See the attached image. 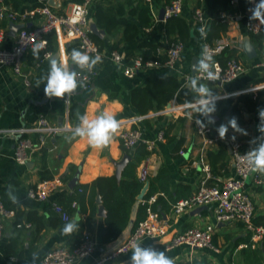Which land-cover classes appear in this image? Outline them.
Here are the masks:
<instances>
[{
  "label": "crops",
  "instance_id": "1",
  "mask_svg": "<svg viewBox=\"0 0 264 264\" xmlns=\"http://www.w3.org/2000/svg\"><path fill=\"white\" fill-rule=\"evenodd\" d=\"M19 1L25 6H34L44 0ZM45 1L59 13L68 12L72 5V3L64 4L63 0ZM240 1H232L233 11L227 12L230 16L226 19L228 30L220 39L229 41L227 56H233L228 59L240 60L245 66V72L231 83L223 85L206 83L205 86L210 89V97L200 93L201 99L195 103L179 104L175 99L172 100L165 109L169 110L175 107L176 109L173 111L159 113L150 111L143 116L132 105L131 92L135 87L145 84L146 77L151 71L156 70L180 78L183 74H192L195 68L198 69L205 43V31L202 24L195 22L193 9L196 6L203 9L207 19L205 25L207 30L217 16L212 8L213 0H183L181 15L191 27V38L185 43L177 65L172 68L162 66L158 69L139 71L133 76L126 75L124 73L125 63L117 64L111 57L112 43L115 39L108 40L105 30L99 29L95 24L94 3L91 5L88 27L91 33L97 34L105 40V47L102 49L105 57L89 88L84 89L78 85L77 89L73 90L71 94L66 93L63 98L48 97L45 94L44 87L47 84L52 59L60 62L63 57L67 56L69 71L76 72L77 64L71 62L68 48L77 43L67 38L61 29L51 35L53 49H49L52 51L51 57L39 60V54L34 56L33 49L26 53L23 75L15 74L10 66L0 65V193L9 208L16 212L14 219L5 221L0 264H40L41 259L49 251L59 247L72 248L77 245L86 232L93 236L95 252L74 264H93L96 258L114 251L128 239L134 230L132 223L117 239L108 243L103 242L102 230L107 210L99 193L95 197L96 212L90 223L87 222L91 213L88 197L85 202L86 212H81L78 209L72 213L70 221L77 215L80 220L77 221V230L71 234L63 232L64 225L70 221L62 220L52 206L54 202H60L59 198L62 195L72 192V188L75 186L72 183L73 179H76V185H86L101 176H121L124 169L122 160L127 154L123 150L119 137L123 130L139 129L144 138L154 140L161 129L170 128V136H176V139L169 142L166 138V141L158 142L155 152L151 153L138 166L137 176L142 165L149 167L150 177L158 173L161 165H166L170 173L169 189L174 196L178 197L177 200L192 195L199 187L203 171L192 165V162L194 160L204 161L210 165L207 152L217 150L220 145H224L207 147L198 134L195 119L201 112L198 109L202 108L200 103L202 99H208L209 102L221 100L224 103L219 112L206 114V121L212 124L215 132H218L221 124H228L227 115L232 107L237 106L241 111V115L235 117L237 124L247 134L237 131L231 126L226 134L242 140L253 151L264 145V132L259 130V126L264 124V120L259 116V110L264 109V67L260 65L264 57V24L260 31L261 34L250 32L247 23L249 20L256 19H251L252 10L256 8V1L245 0L248 7L245 11L239 8ZM166 3V0H161L157 5L154 2L151 3L157 25L156 35H151L150 29L147 28L136 39L121 44L116 51L124 56L127 50L132 49L138 54L139 45L142 42L150 41L158 43L159 51L162 52L161 54H165L168 45L164 34L166 20L160 19V12ZM7 6L15 11L8 4ZM38 21V18H28L24 23L19 19L14 23L32 26ZM96 28L100 32L95 33ZM0 29L5 32L2 46L11 48L16 36L12 22L9 19L0 20ZM201 29H203V33ZM253 34L260 36L255 38ZM38 52L40 53V49ZM26 76L31 81L29 86L25 84ZM188 86H190V82ZM244 93L253 94L255 98L258 97V102L253 109H248L239 101V96ZM73 104H77L78 108L76 117L71 120L70 110ZM104 111L111 112L119 121L118 131L114 134L109 145L94 148L88 143L87 138L73 136L75 128L80 124V116L86 114L89 119H93ZM41 118H46L53 127L65 128L55 135H48L46 144L49 149L48 166L54 176L63 179V185L58 187L48 201H40L28 196L29 188L42 180L41 156H35L32 163L28 165L20 164L14 157L15 141L18 134H14L12 131L16 132L25 128L27 131L24 135L36 140L39 136L36 127ZM178 142H182L180 147L177 146ZM224 146L229 154V165L219 169L222 174L217 177L222 179L234 175L229 146ZM182 149L187 152L186 156L180 154ZM257 175L262 182L258 183L254 174L249 179L248 189L255 201V220L257 223L264 224V171L259 170ZM88 194L90 195V192ZM12 197H15L16 202H13ZM166 200L168 203L166 205L158 204L156 210L159 211L166 223L168 233L156 239L155 243L159 244L161 249L154 251L155 253L163 252L166 258L173 260L174 264H186L194 261L202 264H264V241L252 244L250 234L243 223H216L212 215V205L206 206L200 213H193L194 210H191L179 216L173 215L172 203L175 201L169 195ZM77 208L79 207L77 206ZM137 212L138 203L133 208L132 221L135 220ZM18 223H22L23 226L18 227ZM206 223L216 224L214 244L217 250L188 246L175 247L170 250L164 248V245L175 234L188 228L203 226ZM152 244L154 242L147 239L139 247L146 250V247ZM8 247L13 252L7 255L5 252ZM133 251L134 249L126 254L118 255L108 264H133L131 260Z\"/></svg>",
  "mask_w": 264,
  "mask_h": 264
},
{
  "label": "built area",
  "instance_id": "2",
  "mask_svg": "<svg viewBox=\"0 0 264 264\" xmlns=\"http://www.w3.org/2000/svg\"><path fill=\"white\" fill-rule=\"evenodd\" d=\"M147 1L153 3V0ZM255 1L256 5L260 2V0ZM94 2L95 0H85L82 3H72L71 9L64 13L57 12L48 4L40 5L20 13L10 9L5 3V0H0V20L9 19L11 22H17L19 19L23 23L28 18H38L39 20L32 26L23 24L24 26L18 30L15 36V42L11 48L2 46L5 32L0 29V65L10 66L15 74L23 75L25 55L30 49H33L34 43L42 45L39 49L45 51V58L51 57L52 51L48 49V35L61 29L67 38L77 43L81 52L87 53L93 58L96 55H100L101 57V60L91 68H79L76 71L78 73L77 79L83 83V88H89L94 82L98 74L99 66L105 57L104 51L93 40L88 27L91 5ZM164 10L163 20H167L172 16L181 15L183 11V0H171L170 3L165 5ZM261 12L264 14V9H261ZM229 16L227 12H224L221 18L223 21H226ZM193 17L195 22L203 25L205 31V43L201 59H204L209 67L205 71H201L198 68L194 75L183 74L180 78L184 79L187 84L193 79H199L205 83L214 85L233 82L245 72L244 64L235 58L227 59L223 63L221 56L229 47V41L226 39H217L213 43L206 41L207 30L205 25L207 19L200 6H196L193 9ZM263 24L264 22L261 19L256 18L255 20H249L247 27L250 32L258 33L262 30ZM33 38H35V41H33ZM184 48L185 43L183 41L168 43L166 53L162 54L166 56L164 61L144 59L142 55L137 54L131 58L130 64L124 65V73L128 76H133L143 70L158 69L162 66L175 67L182 56ZM159 53L161 54L162 52L159 51ZM209 56H211V59L207 58ZM111 57L117 64H124V56L119 51L113 50ZM260 65L264 67V57ZM209 71L213 72L218 79H210L208 77ZM25 84L27 86L31 85V81L27 76L25 77ZM175 109L173 107L169 110L163 109L155 112H169ZM195 123L198 134L202 137L205 146L211 147L220 144L229 146V150L231 149V160L234 165V175L225 179L219 178L213 175L211 166L208 163L194 160L192 165L199 167L203 171L199 187L192 195L172 203L173 215L179 216L198 207L212 205V215L216 223L241 222L249 232L252 244L264 241V224L257 223L255 220V201L252 193L248 189L249 179L252 175L255 174L258 183L262 182L259 179V175H257L259 170L254 168V161L250 158L253 150L242 140H233L227 134L221 138L219 133L215 132L212 124L201 119L199 116L195 119ZM36 129L39 131V136L36 140L24 135L27 131L25 128L17 130L16 132L12 131V133L18 134L15 141L14 157L22 165L32 163L37 152L47 144L49 134L55 135L65 130L64 127L51 126L46 118L39 120ZM119 137L122 146L126 149H133L143 143L152 153L155 152L158 142L166 141L165 129H161L154 140L144 138L142 132L134 128L123 130ZM180 154L186 156L187 152L182 149L180 150ZM150 175L149 167L142 165L138 173L139 179L145 184L149 182ZM62 185L63 179L59 176L41 180L29 188L28 196L40 201H48L50 196ZM160 195L164 196L165 194L160 192L151 195L149 198L140 200L142 204L146 205L145 218L139 221L134 227L133 232L126 241L121 243L114 251L96 258L93 264H108L118 255L131 251L133 249L131 246L133 243L141 245L147 239L152 240L154 244L148 245L146 250L154 252L161 249L160 245L155 243V241L167 235L168 229L159 211L154 208V204ZM52 206L62 220L70 221L72 219V214L59 202H54ZM72 206L77 207L78 202L73 201ZM15 217V210L5 205L3 196L0 193V249L4 236L5 221L7 219H14ZM17 226L21 227L23 224L18 223ZM215 226L216 224L214 223H206L203 226L188 228L172 236L171 240L164 245V248L170 250L175 247L188 246L190 248L217 250L214 244ZM95 249L96 246L92 234L86 232L74 247H59L49 251L41 259L40 264H74L80 259L91 256L95 252Z\"/></svg>",
  "mask_w": 264,
  "mask_h": 264
},
{
  "label": "trees",
  "instance_id": "3",
  "mask_svg": "<svg viewBox=\"0 0 264 264\" xmlns=\"http://www.w3.org/2000/svg\"><path fill=\"white\" fill-rule=\"evenodd\" d=\"M85 0H63L64 4L68 3H82ZM161 0H153L155 5L159 4ZM233 0H213L212 8L216 13L215 19L207 29L206 41L213 43L215 40L220 39L228 30V23L223 21L221 14L224 12L233 11ZM166 4L171 0H166ZM5 3L11 6L15 11L23 13L26 10H31L37 6L44 5L46 1L38 3L34 6H25L19 0H5ZM241 10H246L247 2L241 0L239 4ZM242 5V6H241ZM94 20L100 29L105 30L107 39L112 41V49H119L120 45L136 39L147 28L150 29L151 35L157 34V25L153 14V4L147 0H95L93 8ZM91 15V13H90ZM191 27L182 15L172 16L164 22V34L168 43L173 41H183L187 43L191 38ZM261 34V32H259ZM51 34L48 35L49 46L52 49ZM93 40L100 46L101 49L105 47V40L101 39L97 34L91 33ZM260 35L253 34V37ZM158 43L156 42H142L138 51L144 59H156L164 61L165 55L158 51ZM77 44H73L68 48L71 52ZM53 50V49H52ZM44 52L40 49L39 60L44 58ZM228 49L225 50L221 56L223 63L233 55L227 56ZM137 55L134 50L129 49L124 55V63L130 64L131 58ZM80 67L77 65L76 71ZM195 80V85L193 81ZM205 82L199 79L190 81V86L185 83L184 79L175 75L163 74L156 70L149 72L146 77L145 84L140 87H135L131 92V102L135 109L141 115H147L150 111H161L165 109L167 104L172 100H176L179 104L195 103L201 99V94L198 91L201 85L205 86ZM239 101L246 105L248 109H253L257 102L258 97L253 94L244 93L239 96ZM223 101L216 100L209 102V107L215 106V110L208 114L219 112L223 107ZM203 107V105H202ZM77 104H73L70 110V118L74 120L77 115ZM241 115V111L237 106L232 107L227 115L228 122L233 117ZM198 116L206 121V115L199 112ZM169 129H165L166 138L169 142H173L176 136L171 137ZM182 142H178L177 146L180 147ZM125 153L130 155V160L122 171L121 178L116 175L101 176L96 178L90 184H77L72 188V192L68 195H62L60 204L64 206L71 214L78 209L81 212H86L85 202L89 200L91 205V213L87 222L90 223L92 217L96 212L95 197L97 193L101 195L103 204L107 210L105 217V224L102 230V240L104 243L111 242L117 239L120 234L131 223L135 227L139 221L143 220L146 216V205L139 201V194L141 193L144 183L137 176L138 166L151 155L145 144L141 143L133 149H126L123 147ZM41 156L42 180L51 179L54 177L53 171L48 166V145H44L36 156ZM228 151L224 145H220L217 150H209L207 157L210 162L211 171L214 176L221 175L219 171L221 168H226L229 165ZM221 162V163H220ZM170 173L166 165H161L158 173L149 178V190L144 198H149L153 194L163 192L165 195H160L154 208L157 209L158 204L166 205L168 195L176 201L177 196H174L170 191ZM90 192V195L88 194ZM4 200V199H3ZM73 201L78 202V207H73ZM5 202V201H4ZM138 203V212L134 221H132V212L134 206ZM7 207L8 204L5 203ZM169 205V204H168ZM11 246V245H10ZM13 251L10 247L7 248L6 254ZM186 264H202L199 262H188Z\"/></svg>",
  "mask_w": 264,
  "mask_h": 264
},
{
  "label": "clouds",
  "instance_id": "4",
  "mask_svg": "<svg viewBox=\"0 0 264 264\" xmlns=\"http://www.w3.org/2000/svg\"><path fill=\"white\" fill-rule=\"evenodd\" d=\"M261 9H264V0H260L259 4L256 5L255 10L253 11L252 18H259L262 22H264V14H262ZM203 33V29H201ZM35 41V38H33ZM42 45H37L34 43L33 47V55L38 56L39 48ZM71 62L77 64L80 68H91L98 61L101 60L100 55H96L94 58L90 57L87 53L81 52L76 48H73L70 52ZM211 59V56L207 57ZM67 56L63 57L60 62L55 59L51 60V70L47 77V84L44 87L45 94L48 97H61L63 98L66 93L71 94L73 90L77 89L78 85L83 87V83L79 82L77 77L78 73L75 71H69L67 67ZM215 66V65H214ZM209 65L205 63L204 59L199 61L198 68L201 71L207 70ZM208 77L210 79H218V77L213 72H208ZM195 80L193 84L195 85ZM198 91L205 96L210 97V89L204 85H201ZM202 108L198 109L202 111L205 115L213 112L215 110V106L209 107V100L202 99L200 101ZM259 116L262 120H264V109L259 110ZM80 124L75 128V132L73 136H79L82 138H87L88 143L94 148H102L111 143L114 134L117 133L119 128V121L115 118V116L109 112L104 111L99 114L96 118L89 119V117L85 114L79 117ZM199 123V121H198ZM231 126L233 129L237 131L244 132V129H241L235 117L229 120L228 124H221L218 128L219 135L221 138L225 137L228 132V128ZM259 130L264 132V124L259 126ZM235 139V136L232 137ZM250 158L254 161V168L256 170L264 171V145H261L258 150L253 151L250 154ZM13 202H16L15 197H12ZM80 220V217L77 215L72 221L66 223L63 227V232L65 234H71L78 228L77 221ZM132 248L134 249L133 254L131 256V260L133 264H174L173 260L166 258L163 252L157 254L151 250H145L139 247L138 244L133 243Z\"/></svg>",
  "mask_w": 264,
  "mask_h": 264
},
{
  "label": "water",
  "instance_id": "5",
  "mask_svg": "<svg viewBox=\"0 0 264 264\" xmlns=\"http://www.w3.org/2000/svg\"><path fill=\"white\" fill-rule=\"evenodd\" d=\"M164 12H165V10H164V8L161 10V12H160V19L161 20H163V18H164ZM96 24V23H95ZM24 25H19V24H15L14 22H12V27H13V29L15 30V35L17 34V32H18V30L21 28V27H23ZM96 26H97V24H96ZM98 27V26H97ZM99 28V27H98ZM100 29V28H99ZM101 30H103V29H101ZM98 32H100V31H98V29L96 28L95 29V33H98ZM197 71V68H195L194 69V71H193V75L195 74V72ZM202 112V111H201ZM203 113V112H202ZM230 152H231V149H230ZM130 155L129 154H126L125 155V157L123 158V160H122V167L124 168L125 166H126V164L128 163V161L130 160ZM122 175V174H121ZM118 177V176H117ZM118 178H121V176L120 177H118ZM72 183L74 184V185H76V183H77V181H76V179H73L72 180ZM148 189H149V182H147V183H145L144 184V187H143V189H142V191H141V193L139 194V196H138V198H139V200H142V199H144V197H145V195H146V193H147V191H148ZM206 208V206H201V207H198V208H196V209H194V211H193V213H200L203 209H205Z\"/></svg>",
  "mask_w": 264,
  "mask_h": 264
},
{
  "label": "bare ground",
  "instance_id": "6",
  "mask_svg": "<svg viewBox=\"0 0 264 264\" xmlns=\"http://www.w3.org/2000/svg\"><path fill=\"white\" fill-rule=\"evenodd\" d=\"M46 4V3H45Z\"/></svg>",
  "mask_w": 264,
  "mask_h": 264
}]
</instances>
